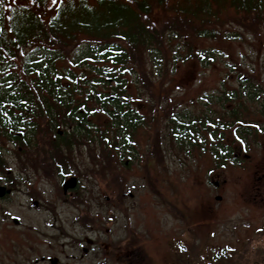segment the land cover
<instances>
[{"label":"rangeland","instance_id":"1","mask_svg":"<svg viewBox=\"0 0 264 264\" xmlns=\"http://www.w3.org/2000/svg\"><path fill=\"white\" fill-rule=\"evenodd\" d=\"M198 5L169 0L145 17L171 40L169 64L138 50L152 81L141 65L130 72L146 119L126 155L82 148L67 153V174L48 141L41 155L4 143L0 264H264V105L223 101L246 81L264 93V27L227 4L201 21L189 14ZM203 27L217 37L199 36ZM204 51L215 59L202 62ZM176 115L199 130L174 136ZM71 176L80 187L66 194Z\"/></svg>","mask_w":264,"mask_h":264},{"label":"trees","instance_id":"2","mask_svg":"<svg viewBox=\"0 0 264 264\" xmlns=\"http://www.w3.org/2000/svg\"><path fill=\"white\" fill-rule=\"evenodd\" d=\"M168 1L0 0V167L5 169V142L18 145L24 153L35 149L41 155L39 150L48 141L59 154L46 152L53 159L58 156L67 174L71 172L68 154L82 148L93 152L92 146L107 149L108 143L113 159L114 154L126 155L146 119L136 109L129 75L141 65L139 78L151 84L138 50L148 52L153 63L164 62V72L168 68L165 41L171 40L145 22ZM198 4L189 14L201 21L209 18L214 5L213 14L218 15L227 4L245 20L256 16L264 27V0H198ZM245 20L240 23L246 25ZM198 35L217 37L215 29L206 27ZM187 40L180 48L189 46ZM180 57L177 51L175 60ZM214 57L204 51L199 58L208 62ZM250 82L223 101L264 105L261 86ZM232 115L239 120L238 111L232 110ZM178 117L171 118L174 136L199 130L195 117L190 125Z\"/></svg>","mask_w":264,"mask_h":264},{"label":"water","instance_id":"3","mask_svg":"<svg viewBox=\"0 0 264 264\" xmlns=\"http://www.w3.org/2000/svg\"><path fill=\"white\" fill-rule=\"evenodd\" d=\"M63 185H64V191L67 192L68 189H73L78 185L77 184V178H75V177L69 178L68 181H66ZM3 193L4 192L1 190L0 196H3Z\"/></svg>","mask_w":264,"mask_h":264},{"label":"flooded vegetation","instance_id":"4","mask_svg":"<svg viewBox=\"0 0 264 264\" xmlns=\"http://www.w3.org/2000/svg\"><path fill=\"white\" fill-rule=\"evenodd\" d=\"M73 192H75V191H73ZM69 193H72V192L68 191V193H67V194H69Z\"/></svg>","mask_w":264,"mask_h":264}]
</instances>
